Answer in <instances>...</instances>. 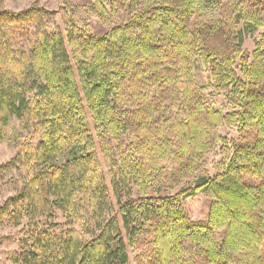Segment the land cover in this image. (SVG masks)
Returning <instances> with one entry per match:
<instances>
[{
    "label": "trees",
    "instance_id": "16d2710c",
    "mask_svg": "<svg viewBox=\"0 0 264 264\" xmlns=\"http://www.w3.org/2000/svg\"><path fill=\"white\" fill-rule=\"evenodd\" d=\"M87 11L102 32L47 28L52 12L35 4L0 9V141L14 121L28 139L0 164L14 186L0 225L27 222L10 262L129 264L136 246L147 264H264V0H88ZM200 64L231 111L207 99ZM231 121L236 140L219 130ZM217 147L228 161L204 174ZM201 192L207 218L192 220L181 201Z\"/></svg>",
    "mask_w": 264,
    "mask_h": 264
},
{
    "label": "rangeland",
    "instance_id": "374dc122",
    "mask_svg": "<svg viewBox=\"0 0 264 264\" xmlns=\"http://www.w3.org/2000/svg\"><path fill=\"white\" fill-rule=\"evenodd\" d=\"M108 0H103L107 5ZM37 5L43 7L44 9L52 12V15H49L45 24L47 28L49 27H58L62 30L65 35V31L71 23H74L78 26L84 27L93 33H100L104 30L105 26L100 23V20L93 17L87 11L88 0H0V9L6 8L14 11H19L25 9L31 5ZM114 20L111 19V23ZM32 31V30H31ZM29 33H24V35H15L17 37L16 45L17 48L28 49L33 41L34 36ZM259 31L256 32L253 36H248L245 38L243 49L251 51L254 48L255 39L258 38ZM68 51L71 53L72 61L76 60L78 55V49L68 45ZM196 79L203 88V92L206 94L207 99L214 106H221L222 109L227 112L231 111V107L227 105L225 101L224 93L218 92L213 84L210 82L207 74V70L203 67L202 64L195 68ZM13 131L8 135L6 140L0 141V164L8 161L17 151L18 145L22 140L27 139V131L23 129L22 125L17 121L13 122ZM220 132L222 135H226L227 138L236 140L237 139V128L234 124V121H231L230 124L225 123L220 127ZM154 139V138H153ZM28 140V139H27ZM33 142L37 139H34L33 135L31 139ZM125 144L133 145L135 139L132 136H126L124 139ZM155 142V141H154ZM159 141H157L158 143ZM219 148L214 149L208 160L205 162L204 174L213 175L220 170V167L223 166L228 161V156L224 151L222 154L218 153ZM101 167L106 173L108 163H104V157L100 156ZM116 158V156H115ZM117 159V158H116ZM10 175L7 174L4 179L0 180V202H2L8 195L14 193V186L11 182H8ZM246 180L255 182L256 179L249 178L244 176ZM13 179H16L14 177ZM209 196L201 192L194 196H189L185 200H182V207L187 215L192 220H203L207 218V212L209 210L208 206ZM57 226H55L56 231H65L68 227L64 224L65 218L61 213H57L54 220ZM27 222L22 223L19 226L13 225L10 222H4L0 225V264H12L10 262V254L12 251L18 249V241L22 237L23 231H26ZM75 228H78L75 225ZM223 229L217 231V239H221L223 235ZM262 251L264 254V244L262 245ZM141 253L140 247H129V264H147L145 261L138 258V254ZM264 256V255H263Z\"/></svg>",
    "mask_w": 264,
    "mask_h": 264
}]
</instances>
